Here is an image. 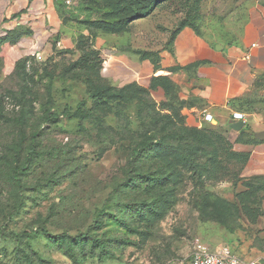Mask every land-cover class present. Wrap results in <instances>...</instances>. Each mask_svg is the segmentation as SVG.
<instances>
[{
    "label": "rangeland",
    "instance_id": "1",
    "mask_svg": "<svg viewBox=\"0 0 264 264\" xmlns=\"http://www.w3.org/2000/svg\"><path fill=\"white\" fill-rule=\"evenodd\" d=\"M47 1L44 37L35 0H0V264H185L197 239L246 250L264 214V175L235 147L260 141L252 125L187 122L137 63L186 24L231 34L249 0H162L140 17L142 0ZM248 105L264 131V77Z\"/></svg>",
    "mask_w": 264,
    "mask_h": 264
},
{
    "label": "crops",
    "instance_id": "2",
    "mask_svg": "<svg viewBox=\"0 0 264 264\" xmlns=\"http://www.w3.org/2000/svg\"><path fill=\"white\" fill-rule=\"evenodd\" d=\"M26 2L19 0L15 10ZM231 7L239 14L231 25V34L224 35L212 27L207 32H199L192 25H183L173 35L171 52L163 51L164 56L156 63L138 62L137 76L147 87L152 84L153 77L165 76V80L173 85L172 91L165 92L162 84L155 82L149 94L156 101H164V97L169 101L170 97L176 96L187 122H205L203 111L206 110L212 115V123L224 125L232 119L234 112H238L245 123L242 129L252 125L256 138L255 134L260 130L255 127V122L262 115L249 111L248 104L259 80L264 77V0L238 2ZM50 10L49 1L44 3L43 0H35L30 8V19L34 26L44 31V37L52 25ZM235 147L250 153L246 176L264 175V140L235 144ZM251 226L252 242L245 244L247 249L240 251V246L233 247L247 258L260 257L264 262V214ZM256 237L260 240L261 252L256 249L257 243H253Z\"/></svg>",
    "mask_w": 264,
    "mask_h": 264
},
{
    "label": "built area",
    "instance_id": "3",
    "mask_svg": "<svg viewBox=\"0 0 264 264\" xmlns=\"http://www.w3.org/2000/svg\"><path fill=\"white\" fill-rule=\"evenodd\" d=\"M232 119H243V115L234 112ZM203 120H212V115L206 110L203 111ZM185 264H264V262L260 257L247 258L245 255L235 252V249L230 245H220L216 249H211L207 244L197 239Z\"/></svg>",
    "mask_w": 264,
    "mask_h": 264
},
{
    "label": "trees",
    "instance_id": "4",
    "mask_svg": "<svg viewBox=\"0 0 264 264\" xmlns=\"http://www.w3.org/2000/svg\"><path fill=\"white\" fill-rule=\"evenodd\" d=\"M162 0H142L141 1V6L138 8V10H137V17H140V16H142V15H144V14H146L147 13V10H145L146 9V7L148 6V5H152L153 3H155L156 4V2H161ZM117 3H120V1L118 0L117 1ZM144 10V11H143ZM180 28V27H179ZM178 28V29H179ZM177 29V30H178ZM177 30H175V32H174V34L176 33V31ZM173 38V37H172ZM153 62H155L156 63V61H153ZM166 79V77L165 76H155V77H153L152 78V84H154L155 82H159V83H161L162 84V87H163V89H164V91L165 92H168V91H172V89H173V85L172 84H170L168 81H166L165 80ZM152 84H150L149 85V87L147 88V89H145V91H146V93L147 92H149V89L150 88H152ZM168 103V102H167ZM162 107H169L171 110H169V114H172V113H174L173 111H174V107H173V105L172 104H162ZM47 117H49L50 119H55V117L56 116H53L52 115V112H48V114H47ZM242 130V129H241ZM142 150L144 151V149L142 148ZM260 215H262V214H260ZM260 215H258V216H260ZM257 216V217H258ZM256 217V218H257ZM256 218H255V220H256ZM255 220L253 221V222H255ZM45 234L47 235V233L45 232ZM58 236H60V235H58ZM58 236H55V238L56 237H58ZM48 237H52V236H49L48 235ZM81 239H83V241H86L87 240V236L85 235V234H81V236H76L75 238H74V242L72 243L71 241L69 242V243H67L66 244V246H64V249L66 250V252H67V254L70 256V257H72V255H74V246H75V244L74 243H76V241L78 242V245H81V243H82V240Z\"/></svg>",
    "mask_w": 264,
    "mask_h": 264
},
{
    "label": "water",
    "instance_id": "5",
    "mask_svg": "<svg viewBox=\"0 0 264 264\" xmlns=\"http://www.w3.org/2000/svg\"><path fill=\"white\" fill-rule=\"evenodd\" d=\"M244 121L242 119L239 120H234L231 119L229 122V127L235 131H239L244 127ZM256 138H258L259 140H264V131L261 132H257L255 134Z\"/></svg>",
    "mask_w": 264,
    "mask_h": 264
}]
</instances>
